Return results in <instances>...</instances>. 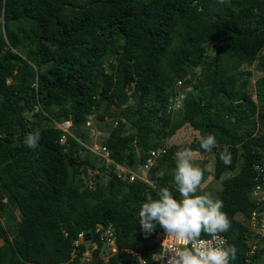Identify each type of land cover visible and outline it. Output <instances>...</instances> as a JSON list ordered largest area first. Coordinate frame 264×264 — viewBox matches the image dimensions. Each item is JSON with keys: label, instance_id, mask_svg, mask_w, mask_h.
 I'll return each instance as SVG.
<instances>
[{"label": "trees", "instance_id": "1", "mask_svg": "<svg viewBox=\"0 0 264 264\" xmlns=\"http://www.w3.org/2000/svg\"><path fill=\"white\" fill-rule=\"evenodd\" d=\"M0 17V264H81L87 248L90 264L150 260L163 229L145 236L138 212L162 188L180 199L173 170L184 148L211 154L231 225L221 234L236 249L231 264H246L253 164L264 159V0H0ZM255 61L262 74L252 82L243 67ZM179 79L191 89L169 111ZM90 116L111 119L100 143L125 168L139 171L150 149L166 147L149 181L88 159ZM68 118L73 134L54 125ZM183 124L197 137L168 145ZM36 134L37 147H27ZM208 135L216 146L205 151ZM81 160L95 168H77ZM197 167L204 178L206 162ZM88 172L93 188L83 183ZM97 224L114 230L118 251L107 260ZM263 257L264 242L251 264Z\"/></svg>", "mask_w": 264, "mask_h": 264}, {"label": "clouds", "instance_id": "2", "mask_svg": "<svg viewBox=\"0 0 264 264\" xmlns=\"http://www.w3.org/2000/svg\"><path fill=\"white\" fill-rule=\"evenodd\" d=\"M39 134L29 135L26 146L37 147ZM200 146L210 151L216 146L213 135L203 137ZM194 152L184 148L176 153V167L173 170L177 200L172 191L162 188L159 199L144 202L138 212V223L141 231L147 236L157 225L165 232L166 237L178 245L173 255L167 258L166 264H229L230 258H236V249L212 246L200 239L202 233L215 236L230 228V221L221 210L223 202L213 199L210 194L197 195V189L203 179V170L193 165ZM225 165H231V154L225 151L220 154Z\"/></svg>", "mask_w": 264, "mask_h": 264}, {"label": "built area", "instance_id": "3", "mask_svg": "<svg viewBox=\"0 0 264 264\" xmlns=\"http://www.w3.org/2000/svg\"><path fill=\"white\" fill-rule=\"evenodd\" d=\"M1 19L2 18L0 17V20ZM174 88L176 91V95L174 98V102L168 106L169 111H175L183 106V100L186 96L187 91L191 89V86L186 85L182 79H179L175 82ZM91 117L92 116H90V119L86 122L87 125H90ZM54 125L55 127L61 129L64 133H71L70 129L73 126V120L72 118H68L61 122L56 121ZM64 139L65 136L63 135L61 140L64 141ZM84 145L91 153L98 155L103 160L104 166L107 169H111L112 166L113 169H111V172H113L117 177L121 179H127L129 181H132L135 178L149 181L148 171L157 163L158 158L161 157L166 151L165 146H158L156 148L150 149L143 165L139 168V171H134L132 169L125 168L120 164L114 163L109 157L108 148L101 143L98 144L97 142H93ZM253 170L255 173V183L250 191V197L255 202L257 208L250 213L248 218L250 234L247 239L248 251L246 264H251V255L259 247H261L264 242V159L262 161L255 162L253 164ZM91 176V173H88V175L85 176L82 175L83 183L89 188L94 187V181ZM94 232L98 236V239L104 244L105 252L103 254V259L107 260L109 255L118 251L113 227L111 225L105 226L102 224H97ZM82 236L83 233H80L79 237L81 238L74 240L75 245L81 242ZM200 239L209 242L212 246L226 248L227 240L226 237L221 233L215 236H201ZM153 242L158 245V250L154 251L150 255V260H147L140 254L137 255L135 258L136 264H166L167 258L173 255V249L175 247H178V245H176L174 241L166 237L164 230L159 231L155 234ZM87 243L93 247L97 245L95 242H91L89 240L87 241ZM91 260L92 256L90 253V249L87 248L82 253L81 264H90ZM229 264H231V261H229Z\"/></svg>", "mask_w": 264, "mask_h": 264}, {"label": "rangeland", "instance_id": "4", "mask_svg": "<svg viewBox=\"0 0 264 264\" xmlns=\"http://www.w3.org/2000/svg\"><path fill=\"white\" fill-rule=\"evenodd\" d=\"M257 66H258V61H255L252 65L243 67L244 70H251L253 72L252 82L255 81V79L262 74L261 71L257 69ZM112 109L114 108L112 107ZM177 118L178 115H175V120H177ZM90 122H91L90 125L86 124L83 130H86L89 133L90 143L97 142L98 144H100V142L107 135L111 119L107 118L106 120L99 121L92 116ZM194 133L196 132H194L193 129L188 124H183L182 127L179 128L172 137L166 140V143L169 145V144H180V143L189 142L194 138L193 137V135H195ZM202 155L203 154L201 153L195 152L194 159L192 161L193 165L196 167L201 162H206L205 176L202 179L196 194L197 195L210 194L213 199H219L218 193H219V189L221 188L222 181L220 179H215L212 176L213 159L211 154L207 156L205 155L204 157H206V159ZM88 159L91 160L93 163H95L96 166H99V164L103 163V160L98 155L95 154L88 155ZM225 176H226L225 173L221 175L222 178H225ZM107 177L108 175H106L105 180L107 179ZM2 220L4 221V218H2ZM260 264H264V257L263 260H260Z\"/></svg>", "mask_w": 264, "mask_h": 264}, {"label": "water", "instance_id": "5", "mask_svg": "<svg viewBox=\"0 0 264 264\" xmlns=\"http://www.w3.org/2000/svg\"><path fill=\"white\" fill-rule=\"evenodd\" d=\"M127 82H134V79H125V78H124L123 83L126 84ZM111 103H112V101H110L107 105H109V104H111ZM76 125H77V121H76L75 119H73V126H72L71 129H70L71 134L74 133V130H75ZM75 165H76L77 168H80V167H82V166H86V167H89V168H92V169L95 168L94 166H92V165H91L88 161H86V160H81V161L75 163ZM4 200H6V198H4ZM93 264H99V259H98V258H94V259H93Z\"/></svg>", "mask_w": 264, "mask_h": 264}, {"label": "crops", "instance_id": "6", "mask_svg": "<svg viewBox=\"0 0 264 264\" xmlns=\"http://www.w3.org/2000/svg\"><path fill=\"white\" fill-rule=\"evenodd\" d=\"M181 127H182V126H181ZM181 127H180V128H181ZM193 131H194V130H193ZM194 132H196V131H194ZM194 134H195V135H193V137H197V134H198V133L196 132V133H194ZM88 143H90V142H88ZM193 152L195 153L196 151H193ZM202 156L204 157L205 154H203ZM204 158L206 159V157H204ZM221 187H222V185H221ZM220 189H221V188H220ZM220 189H219V191H220ZM151 241L153 242V239H152Z\"/></svg>", "mask_w": 264, "mask_h": 264}]
</instances>
